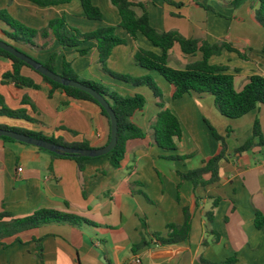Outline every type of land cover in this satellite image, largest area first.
I'll list each match as a JSON object with an SVG mask.
<instances>
[{
  "label": "crops",
  "instance_id": "0c3cea01",
  "mask_svg": "<svg viewBox=\"0 0 264 264\" xmlns=\"http://www.w3.org/2000/svg\"><path fill=\"white\" fill-rule=\"evenodd\" d=\"M132 1L145 5L134 7L137 15L146 11L159 31L177 30L185 37L210 42L224 40L248 54V59H242L236 52L224 50L212 57V62L229 66L235 74L247 72L246 81L252 74L264 75V27L255 19L257 5L247 1L236 8L230 4L232 0ZM92 2L101 9V19L86 17L80 0L49 6L29 0H0V9L35 29L46 28L51 20L61 17L82 32L116 26L117 35L126 43L113 48L108 67L133 77L151 75L162 88L167 106L180 119L181 138L177 139L176 150H165L155 143L150 123L159 108L151 90L105 73L93 42L82 44L89 48L84 55L77 48L62 46L52 36H38L36 46L15 43L31 49L36 57L30 56L41 62L58 53V71L66 59L82 79L102 83L124 96L143 94L146 106L132 120L147 135L127 142L121 166L113 168L109 157L102 155L85 160L83 170L74 158L56 157L35 145L0 137V212L23 217L50 208L94 222H52L24 231L19 234L20 240L0 246V264H213L233 255L237 256L236 264H264V227L255 225L256 211L264 212V147L234 152L250 135L256 119L264 137V105L233 119L218 111L210 94L172 99L169 83L134 58L139 47L158 48L143 34L138 33L134 39L120 26L121 16L111 0ZM1 29L10 28L0 21V38L6 40ZM201 57V52L184 54L176 44L170 51L169 65L183 68ZM11 69L12 61L0 56V95L10 108H25L36 121L2 116L1 124L62 137L69 143L87 141L92 148L108 143L111 125L96 104L70 98L59 88L50 96L51 85L28 67H23L22 73L32 77L39 89L3 83L2 75ZM24 97L31 100L35 110L23 103ZM210 125L229 141L228 158L219 163V181L194 186L181 173L203 166V161L218 151L221 143ZM204 177L208 179L210 174ZM216 198L220 200L213 208ZM184 208L191 216L185 240L170 244L152 240L138 247L144 221L152 231L165 234L167 224L185 222ZM212 210L213 221L208 225V212Z\"/></svg>",
  "mask_w": 264,
  "mask_h": 264
},
{
  "label": "trees",
  "instance_id": "16d2710c",
  "mask_svg": "<svg viewBox=\"0 0 264 264\" xmlns=\"http://www.w3.org/2000/svg\"><path fill=\"white\" fill-rule=\"evenodd\" d=\"M29 1L39 6H49L71 0ZM80 1L86 17L90 19L102 18L101 9L94 5L92 0ZM111 1L118 8L121 16L120 26L134 39L137 37L138 33L143 34L156 48H158V50L155 51L139 47L135 52L134 58L140 66L151 71H156L169 83L170 97L172 99H179L185 94H210L214 98V104L218 111L222 115L233 119L239 118L248 112L257 109L262 104L264 105V75L259 73L252 74L248 77L242 88L237 89L235 87L236 74L229 71V66L211 61L212 57L221 55L224 50L236 52L242 59H248L246 51H241L234 47L230 42L224 40L210 42L207 39L185 37L177 30L159 31L151 24L146 11L141 16L137 15L134 7L141 6L145 8L143 3H136L132 0ZM247 1L252 5H257L255 7V19L264 27V0H232L230 4L237 8ZM166 2H172V0H166ZM207 8H209V6H207ZM0 21L10 28L1 29V32L7 38L6 40H2L12 44L22 52L24 51L15 43L36 46L34 40L40 35L44 38L52 36L64 47L77 48L80 55H84L89 51V48L82 47V44L87 41L93 42L99 53L98 63L105 73L134 86H146L151 90L155 98V103L159 108L155 120L150 123V130L153 133L155 143L165 150L177 149V139L181 138L182 135L181 122L178 116L167 106L162 88L156 83L154 78L149 74L142 77H133L115 72L108 67V59L113 48L119 44L126 43L125 38L117 35L116 26H105L91 32H82L78 28L70 26L65 18L61 17L51 20L46 28L35 29L20 22L6 9H0ZM176 44L180 46V49L184 54L195 55L196 53L201 52L202 57L200 59L189 61L183 68H174L169 65V59L170 51ZM42 46L46 47L47 44ZM0 56L7 57L12 61V69L2 75L1 81L3 83L13 82L18 87L39 89V84L36 83L32 77L22 73V68L28 67L41 75L42 78L51 85L50 96L55 89L59 88L70 98L93 102L100 108L102 114L110 122V117L107 111L88 92L72 86H65L52 80L2 48H0ZM57 56L58 53H53L48 61L42 63L67 78L79 80L82 83L93 87L107 98L116 112L118 118V141L116 146L105 156L109 157L110 164L113 168L121 166L126 158L127 142L132 139L144 138L147 135V132L132 120L133 116L137 112L142 111L146 106V97L143 94L124 96L102 83L94 80L82 79L75 72L72 62L66 59H63L61 71H58ZM23 103H29L34 110L36 109L35 105L28 97H24ZM2 116L25 119L27 121H36L34 117L27 113L25 108H10L6 104L3 95H0V117ZM0 127L13 129L21 133L47 139L66 146L92 148L87 141L69 143L62 137H49L41 132L25 128L9 126L1 123ZM210 127L214 137L221 143L218 151L213 156L206 158L203 161V166L192 169L186 173H181L182 178L192 181L194 186H206L219 181V163L221 160L228 158V149L230 146L229 141L225 136L220 135L213 126L210 125ZM71 132L76 133L75 131ZM0 137L6 140L17 141L7 136ZM255 146L264 147V137L262 135L260 122L257 119L255 120L250 135L235 148L234 152L242 153L251 150ZM39 149L45 150L43 148ZM51 153L56 157L66 156L74 158L78 162V168L80 170H83L85 167L84 161L92 158L68 154L60 155L54 152ZM205 174H210V177L206 179L204 177ZM219 200L220 198L215 199L213 208L217 207ZM184 212L186 216L185 222L183 224H167L165 234L152 231L148 223L144 221L141 228L142 241L138 247L146 246L150 244L152 240H155L158 244L177 243L185 240L190 233L191 216L189 215L187 208H184ZM213 217V210L209 211L208 225L212 223ZM52 222H67L74 225H78L82 222L94 224V222L76 214L50 208H40L32 214L23 217H15L9 211H1L0 246H7L9 244L8 241L10 240H20L19 234L24 231L36 229ZM255 225L258 228L264 227V212L256 211ZM37 245L41 252L42 245L40 243ZM236 262L237 256L233 255L225 257L220 262L213 264H236Z\"/></svg>",
  "mask_w": 264,
  "mask_h": 264
},
{
  "label": "water",
  "instance_id": "95a60500",
  "mask_svg": "<svg viewBox=\"0 0 264 264\" xmlns=\"http://www.w3.org/2000/svg\"><path fill=\"white\" fill-rule=\"evenodd\" d=\"M0 48L13 54L15 57L23 60L28 65L33 67L36 71L51 78L52 80L56 82L62 85H65V86H72V87L88 92L107 111L110 117V125H111V133H110L109 142L106 145L102 147H98V148H81V147H75V146H66V145L58 144L56 142H53L47 139L34 137V136H31L25 133L15 131L13 129L2 128V127H0V136L11 137L17 141L35 145L37 147L49 150L51 152H54L60 155L68 154V155H76V156H84V157H98V156L106 155L116 146L117 141H118V118L110 102L107 100V98L104 95H102L100 92H98L93 87L85 83H82L79 80L67 78L63 76L62 74L56 71H53L49 67L45 66L41 61H38L37 59L31 57L30 55L20 51L15 46H13L12 44L2 39H0Z\"/></svg>",
  "mask_w": 264,
  "mask_h": 264
},
{
  "label": "rangeland",
  "instance_id": "374dc122",
  "mask_svg": "<svg viewBox=\"0 0 264 264\" xmlns=\"http://www.w3.org/2000/svg\"><path fill=\"white\" fill-rule=\"evenodd\" d=\"M20 49H22L24 52L28 53L29 55L36 57L35 52L33 53V51H31V49H29V48L28 49L27 48H22V47H20ZM246 75H247V72L236 73V77H235V87L237 89L242 88V86L246 83ZM2 122L3 121L0 120V123H2ZM226 134H227V131H225L223 133V135H226Z\"/></svg>",
  "mask_w": 264,
  "mask_h": 264
},
{
  "label": "built area",
  "instance_id": "2783aa9c",
  "mask_svg": "<svg viewBox=\"0 0 264 264\" xmlns=\"http://www.w3.org/2000/svg\"><path fill=\"white\" fill-rule=\"evenodd\" d=\"M22 169H23L22 167H19V171H22ZM137 262H138V261H137Z\"/></svg>",
  "mask_w": 264,
  "mask_h": 264
}]
</instances>
